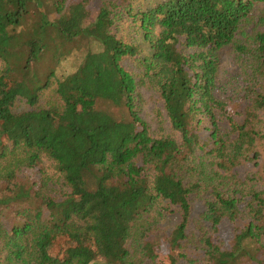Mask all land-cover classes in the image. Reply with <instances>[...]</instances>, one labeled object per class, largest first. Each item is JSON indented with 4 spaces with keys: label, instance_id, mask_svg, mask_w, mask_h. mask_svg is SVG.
Segmentation results:
<instances>
[{
    "label": "trees",
    "instance_id": "obj_1",
    "mask_svg": "<svg viewBox=\"0 0 264 264\" xmlns=\"http://www.w3.org/2000/svg\"><path fill=\"white\" fill-rule=\"evenodd\" d=\"M0 264H264V0H0Z\"/></svg>",
    "mask_w": 264,
    "mask_h": 264
},
{
    "label": "rangeland",
    "instance_id": "obj_2",
    "mask_svg": "<svg viewBox=\"0 0 264 264\" xmlns=\"http://www.w3.org/2000/svg\"><path fill=\"white\" fill-rule=\"evenodd\" d=\"M93 12L96 14L97 11L93 10ZM92 17L94 18V15H92ZM221 57L224 61L222 74L227 75L233 72L235 64L232 62V56L228 54L227 52H224V53H221ZM158 106H160V104L158 102L153 101L148 105L147 109L149 113L151 114L152 111L155 109V107H158ZM95 120L96 118L94 116L84 115L80 117L78 124L85 125V126H88V125L92 126ZM26 126H27L26 131L28 133L40 134V135L46 134L50 138L55 137V135H58L64 130V128H59V126L54 125V123L47 122V125H46L43 119H40L39 117H36V116L28 120L26 122ZM218 237L220 241L226 242V243L229 242L233 238L232 228L229 223L225 222L221 226ZM104 250L106 251L107 255H111L114 251V248L106 245Z\"/></svg>",
    "mask_w": 264,
    "mask_h": 264
}]
</instances>
